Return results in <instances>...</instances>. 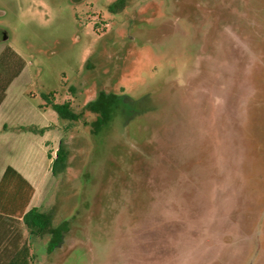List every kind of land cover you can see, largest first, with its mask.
Masks as SVG:
<instances>
[{
    "label": "rangeland",
    "instance_id": "1",
    "mask_svg": "<svg viewBox=\"0 0 264 264\" xmlns=\"http://www.w3.org/2000/svg\"><path fill=\"white\" fill-rule=\"evenodd\" d=\"M114 1L0 0V53L25 64L5 112L57 123L67 153L38 208L69 231L51 255L28 235L33 263L264 264V0ZM101 91L122 105L94 132L42 98L80 112Z\"/></svg>",
    "mask_w": 264,
    "mask_h": 264
},
{
    "label": "trees",
    "instance_id": "2",
    "mask_svg": "<svg viewBox=\"0 0 264 264\" xmlns=\"http://www.w3.org/2000/svg\"><path fill=\"white\" fill-rule=\"evenodd\" d=\"M125 0H116L108 6L111 13H119L126 6ZM10 57L13 62L17 63V68L6 74L7 60ZM1 60L4 63H1ZM9 61V60H8ZM23 59L18 56L10 47H7L0 55V102L4 98V91L9 83L15 78L24 67ZM5 73V74H4ZM46 102L45 106L52 108L62 121L76 122L83 118L84 112H89L97 115L96 120L91 123L92 131H97L103 124L109 125L115 117L119 116L118 108L122 105L114 95H107L104 92H99L97 100L88 103L80 112H75L70 101H65L62 104L54 102L53 93L42 95ZM84 125L87 123L84 121ZM21 130L30 131L35 134H42L45 128H36L33 126L22 127ZM67 167V153L63 150L61 144L55 152V158L52 161L51 172L57 174ZM33 188L31 185L13 168L6 167L0 180V218L9 221L21 219L23 225L28 230L30 238H39L49 236L47 253L51 255L55 248L62 242L63 235L69 231L67 222H62L60 225L53 226V214L45 212L39 208L32 207L26 210L31 198ZM85 212V211H84ZM2 221V220H1ZM5 252L8 256H12L10 262L6 264H34V255L30 253V247L23 245L20 250L14 252L12 249H1V253Z\"/></svg>",
    "mask_w": 264,
    "mask_h": 264
},
{
    "label": "crops",
    "instance_id": "3",
    "mask_svg": "<svg viewBox=\"0 0 264 264\" xmlns=\"http://www.w3.org/2000/svg\"><path fill=\"white\" fill-rule=\"evenodd\" d=\"M21 72L13 78L6 87L4 98L0 102V153H2L5 145L3 143L8 137L10 139V150L15 154L18 151L20 145L19 140L21 138L27 139L26 143L28 145V150L24 157H22V160L15 162L13 165L3 164L2 156L0 155V180L6 167H11L31 185L33 192L26 208V210H28L32 207L38 208L39 202L46 196L47 184L51 176L48 172L51 171V165L54 159V153H50L49 150L54 149L56 141L58 142L60 138V134L57 123L55 122H44L43 124H17L6 114L4 102L11 86L20 76ZM30 126L39 129L45 128L46 130L42 134H35L30 131L21 130L22 127ZM50 127H54V129H51ZM55 132L57 135L53 134ZM46 168L48 169V174L45 173ZM17 221L19 223H16ZM27 238L28 230L23 225L21 219H15V221H9L7 223L6 219L0 218V264H6L10 262L11 258H13V255L8 256L5 252L1 253V249H12L16 252L17 250H20L23 245L30 247L29 242L26 240Z\"/></svg>",
    "mask_w": 264,
    "mask_h": 264
}]
</instances>
